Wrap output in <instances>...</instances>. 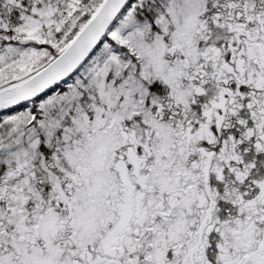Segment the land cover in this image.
Listing matches in <instances>:
<instances>
[{
  "label": "snow or ice",
  "instance_id": "obj_1",
  "mask_svg": "<svg viewBox=\"0 0 264 264\" xmlns=\"http://www.w3.org/2000/svg\"><path fill=\"white\" fill-rule=\"evenodd\" d=\"M0 264H264V0H0Z\"/></svg>",
  "mask_w": 264,
  "mask_h": 264
}]
</instances>
